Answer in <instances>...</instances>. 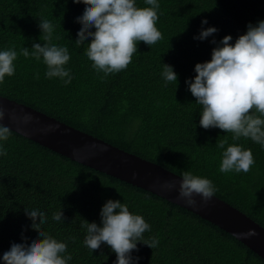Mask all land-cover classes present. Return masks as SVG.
Returning <instances> with one entry per match:
<instances>
[{"label":"trees","instance_id":"16d2710c","mask_svg":"<svg viewBox=\"0 0 264 264\" xmlns=\"http://www.w3.org/2000/svg\"><path fill=\"white\" fill-rule=\"evenodd\" d=\"M138 7H150L136 0ZM157 28L163 39L149 47L137 45L132 63L120 73H97L85 55L87 45L77 46L81 27L76 18L85 5L72 0H0V50L15 45L31 50L43 46L39 17L54 25L53 42L66 46L71 57L65 66L72 81L46 78V66L34 58L18 56L15 74L0 84V95L41 111L125 151L181 175L191 171L210 179L215 195L264 227V147L230 133L199 125L202 106L196 104L185 83L195 77L194 67L211 59L212 49L225 36L246 33L247 25L264 20V0H158ZM203 28L215 27L214 36L193 39ZM93 31L95 29H92ZM90 43V39L84 42ZM162 64L173 67L178 82L167 86ZM237 143L251 149L255 164L245 173H221L222 149ZM0 156V256L12 243L41 239L31 227L25 209L45 213L41 228L66 242L68 264H114L116 254L106 244L91 252L83 243L86 220L100 224L102 206L108 201L126 203L151 227L145 239L155 237L151 249L142 242L137 264H264V259L235 236L210 221L145 189L82 165L12 131ZM64 222L52 219L57 211ZM39 220L37 219V223ZM27 237L22 240L21 235ZM2 264V260H0Z\"/></svg>","mask_w":264,"mask_h":264},{"label":"clouds","instance_id":"9594fccd","mask_svg":"<svg viewBox=\"0 0 264 264\" xmlns=\"http://www.w3.org/2000/svg\"><path fill=\"white\" fill-rule=\"evenodd\" d=\"M73 3L85 5L82 15L76 18L81 27L77 32L75 44L87 45L85 55L91 61V67L104 77L126 70L132 63L137 45L143 42L149 47L163 39L157 28L159 20L158 0H145L150 7H138L136 0H72ZM207 20L201 21V31L193 39L203 41L218 32L215 27L203 28ZM39 28L44 41L34 43L31 50L22 47L19 51L15 45L0 50V84L5 77L15 74V61L18 56L34 58L46 66V78H59L65 85L70 84L72 75L65 66L70 61L69 50L53 42L54 25L45 17H39ZM92 29H95L94 31ZM90 39V43L85 41ZM233 37L225 35L212 49L211 59L197 63L194 67L195 77L186 80L188 90L195 97L196 104L202 106L199 125L203 129L218 128L230 133L233 141L241 138L264 147V20L255 25L249 23L246 33L239 35L232 43ZM161 77L165 86L178 82L177 73L168 64H162ZM9 118L28 125L32 121L30 114L18 117L15 111L5 109L0 102V142L8 141L12 129L3 123ZM51 129H45L49 131ZM227 139L216 144L222 149L219 172L249 173L255 159L251 149L232 143L225 148ZM7 150L0 143V156H6ZM179 187L175 182H165L167 191L176 190L177 199L187 206L197 208L206 205L217 191L213 182L191 171L180 175ZM199 197V201L196 199ZM26 216L32 221L31 227L41 239L28 243H12L8 251L0 256L2 264H68L72 260L67 253V243L58 241L41 228L47 222L44 212L38 209H25ZM101 221L89 223L84 220L81 227L86 229L84 245L91 251H97L106 244L116 254L114 264H137L140 257H133L138 252V242L154 249L158 239H145L144 234L151 227L142 215L133 214L126 203L109 199L102 206ZM37 219L39 222L37 223ZM52 219L64 222L63 212L52 214ZM245 238L257 235L255 229L241 233ZM22 240H27L22 233Z\"/></svg>","mask_w":264,"mask_h":264},{"label":"water","instance_id":"95a60500","mask_svg":"<svg viewBox=\"0 0 264 264\" xmlns=\"http://www.w3.org/2000/svg\"><path fill=\"white\" fill-rule=\"evenodd\" d=\"M0 102L6 110L15 111L18 117L24 114L32 116V121L28 125L18 120H10L6 116L3 123L14 132L72 161L145 189L193 212L229 232L264 259V227L216 195L206 205L197 208L189 207L182 200L177 199L176 190L167 191L163 187L165 182H175L178 188L180 175L28 105L2 95H0ZM45 129L51 130L45 131ZM196 199L199 201L200 198ZM249 229H255L257 235L249 238L241 235Z\"/></svg>","mask_w":264,"mask_h":264}]
</instances>
